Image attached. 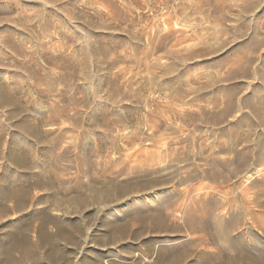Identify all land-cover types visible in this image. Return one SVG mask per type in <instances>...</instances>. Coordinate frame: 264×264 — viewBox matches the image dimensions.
<instances>
[{
  "label": "rangeland",
  "instance_id": "rangeland-1",
  "mask_svg": "<svg viewBox=\"0 0 264 264\" xmlns=\"http://www.w3.org/2000/svg\"><path fill=\"white\" fill-rule=\"evenodd\" d=\"M262 111L264 0H0V154L57 180L0 178V264H264L212 220L264 241Z\"/></svg>",
  "mask_w": 264,
  "mask_h": 264
},
{
  "label": "bare ground",
  "instance_id": "bare-ground-1",
  "mask_svg": "<svg viewBox=\"0 0 264 264\" xmlns=\"http://www.w3.org/2000/svg\"><path fill=\"white\" fill-rule=\"evenodd\" d=\"M251 83V82H250ZM251 87V86H250ZM254 92V91H253ZM255 95H256V93H255ZM232 96V95H231ZM230 96V97H231ZM251 96V95H250ZM230 97H229V99H230ZM234 97V96H233ZM252 97V96H251ZM244 98V97H243ZM253 99V98H252ZM243 100L244 99H241V101L243 102ZM251 100V99H250ZM249 102V101H248ZM247 102V103H248ZM241 102H239V104H240ZM241 105H244L243 103L241 104ZM240 105V106H241ZM230 105H228V107H229ZM258 108V107H257ZM256 110V109H255ZM258 110V109H257ZM260 110V109H259ZM261 111V110H260ZM263 112V111H262ZM262 112H260V113H262ZM264 113V112H263ZM248 115V114H247ZM245 117V116H244ZM261 117H262V115H261ZM263 118V117H262ZM234 124V123H233ZM230 127H232V125L230 126ZM13 132H14V134H11V136H8V137H10V140H9V142H8V145H10V144H13L14 145V147H15V151L13 152V150H11V149H9V148H7V151H5V150H3V154L1 153L0 154V160H3L4 162L1 164L0 163V167H1V169H2V173H1V175H0V178L1 179H4V181H5V183H6V187H4V188H6V192H9V191H16V190H20V189H22V187L24 188L25 186H26V184H17V182L16 183H14L13 181H15V180H17V181H21L22 180V178H24V177H26V179H27V181H28V185L29 184H31V185H34L35 187H38V186H40L41 184H43V183H46L48 186H51V188H54V186L57 184V180H56V178L55 177H53V176H40V175H37V174H34V173H31V171H32V169H34V167H36L37 166V163H38V160H33V158L31 157V155L30 154H32L31 153V149H33V147H34V144H36L37 142H35L34 140H32L28 135H26L25 133H22V132H19V131H17V130H15V129H13ZM1 134H3L2 133V130L0 131V139H1V137H2V135ZM9 135V134H8ZM3 138V137H2ZM1 141H2V139H1ZM260 142V141H259ZM6 143V142H5ZM239 144V143H238ZM7 145V144H6ZM8 145H7V147H8ZM38 145V144H37ZM96 146H98V145H96ZM257 146V145H256ZM261 146V145H260ZM259 146V147H260ZM78 147V146H77ZM230 147V146H229ZM6 148V147H5ZM85 148V147H84ZM256 148V147H255ZM254 148V149H255ZM19 149V150H18ZM254 149H252V150H254ZM261 149V148H260ZM99 150V149H98ZM256 150H258V148L256 149ZM100 151H101V149H100ZM99 151V152H100ZM255 151V150H254ZM260 151V150H259ZM1 152V151H0ZM16 152V153H15ZM232 152H233V149H232ZM250 152V151H249ZM262 152V151H261ZM34 153V152H33ZM86 153V152H85ZM235 153V152H234ZM245 153H247V151L245 152ZM252 153H254V152H252ZM258 153H260V152H258ZM262 153H264V152H262ZM7 154H9L10 156H11V158H9L8 157V155ZM247 154H249V153H247ZM170 155V154H169ZM213 155V154H212ZM245 155V154H244ZM255 155H257V154H255ZM262 155V154H261ZM85 156V155H84ZM160 156V155H159ZM215 156V155H214ZM220 156V155H219ZM222 156V155H221ZM235 156V155H234ZM263 156V155H262ZM40 157V156H39ZM100 157V156H99ZM245 157V159H242V161L243 160H246V157L247 156H244ZM258 157V156H257ZM35 158H37V156L35 157ZM41 158V157H40ZM63 158V157H62ZM161 158V157H160ZM211 158H213V156L211 157ZM218 158V160H219V157H217ZM238 158V157H237ZM248 158V157H247ZM254 158V157H253ZM264 158V157H263ZM42 159V158H41ZM40 159V160H41ZM61 159V158H60ZM215 159H216V157H215ZM256 159V158H255ZM259 159V158H258ZM49 160V159H48ZM249 160V159H248ZM44 161V160H43ZM59 161V160H58ZM85 161V160H84ZM214 161V160H213ZM251 161V160H250ZM253 161V160H252ZM258 161V160H257ZM215 162V161H214ZM219 162V161H218ZM217 162V163H218ZM239 162V161H238ZM247 162V161H246ZM249 162V161H248ZM41 163V162H40ZM87 163V162H86ZM216 163V162H215ZM220 163H222V162H220ZM244 163V162H243ZM243 163H242V165H243ZM261 163V164H260ZM249 164V163H248ZM253 164V163H252ZM260 164V165H259ZM39 165H41V164H39ZM213 165H215V164H213ZM212 165V166H213ZM219 165V164H218ZM226 165H227V163H226ZM229 165V164H228ZM242 165H240V167L242 166ZM247 165V164H246ZM258 167H256V166H251L252 168L250 169L249 168V170H248V167H247V170H248V172H247V179L249 180V177L251 176H254V178H256L258 181H259V185H260V187H261V185H262V187L264 186V162H262V160L258 163ZM42 166V165H41ZM220 166V165H219ZM243 166H245V165H243ZM21 167H22V169H21ZM43 167V166H42ZM88 167H89V165H88ZM246 167V166H245ZM37 168V167H36ZM77 168V167H76ZM216 168V167H215ZM220 168V167H219ZM225 168H227L228 169V167L226 166ZM243 168V167H242ZM41 169V168H40ZM46 169H47V167H46ZM78 169H79V166H78ZM231 169L233 170L234 168H232L231 167ZM236 169V168H235ZM246 169V168H245ZM244 169V170H245ZM80 170V169H79ZM83 170V169H82ZM211 171H209L210 173H212V171H215V175H216V173H218V172H216V170H212V169H210ZM222 170H223V168H222ZM236 170H238V169H236ZM243 170V171H244ZM247 170H245V171H247ZM45 171V170H44ZM50 171V170H49ZM228 171V170H227ZM40 172V171H39ZM43 172V171H42ZM46 172H48V171H46ZM229 172H230V168H229ZM234 171H232L231 173H233ZM238 172V171H237ZM29 173V174H28ZM37 173V172H36ZM50 173V172H49ZM165 173V172H164ZM195 173V172H194ZM27 174L28 175H30L31 177L30 178H28V176H27ZM40 174V173H39ZM226 173H224V175H225ZM239 174V173H238ZM246 174V173H245ZM77 175V174H76ZM215 175H214V178H215ZM223 175V174H222ZM223 175V176H224ZM228 175V174H227ZM226 175V176H227ZM56 176V175H55ZM57 176H58V174H57ZM194 176H195V174H194ZM212 177H213V175H211ZM211 176H209V177H211ZM223 176H221V177H223ZM231 176V175H230ZM236 176H238V175H236ZM199 177V176H198ZM218 177H220L219 175H218ZM250 177V178H251ZM217 178V177H216ZM224 179H225V177H223ZM231 178V177H230ZM253 178V177H252ZM60 179V178H59ZM197 179V178H196ZM242 179H244V177H242ZM245 180H246V178H245ZM30 181V182H29ZM240 181V180H239ZM243 181V180H242ZM247 181V180H246ZM23 183V182H22ZM238 183V181L236 182V184ZM240 183V182H239ZM248 183V182H247ZM257 183V182H256ZM250 184V183H249ZM252 184H255V183H253V181H252ZM243 185V184H242ZM244 185H246V182H245V184ZM248 185V184H247ZM59 186H60V184H59ZM235 186V185H234ZM239 186V185H238ZM251 186V185H250ZM241 187H244V186H241ZM26 188V187H25ZM173 188V187H172ZM232 188H233V186H232ZM245 188V187H244ZM249 188V187H248ZM251 188V187H250ZM249 188V189H250ZM255 188V187H254ZM264 188V187H263ZM234 189V188H233ZM237 189H239V188H237ZM236 189V190H237ZM246 189V188H245ZM252 189V188H251ZM260 189V188H259ZM50 190V189H49ZM231 190V189H230ZM234 191V190H233ZM247 191V190H246ZM252 192V191H251ZM4 193V192H3ZM53 193V192H52ZM56 193H58V192H56ZM235 193V192H234ZM238 193V192H237ZM262 193V192H261ZM53 194H55V193H53ZM240 194V193H239ZM252 194V193H251ZM0 195H1V193H0ZM52 195V194H51ZM193 195V194H192ZM191 195V196H192ZM248 195V192H244V202L243 201H241V203L243 204H245L246 206H248L249 204H250V206H252L253 207V205H251L252 203H255V199L257 198V196H256V198H250V197H248L247 196ZM256 195V194H255ZM259 195V194H258ZM261 196H262V194H260ZM49 196V195H48ZM247 196V197H246ZM53 197V196H52ZM55 197V196H54ZM155 197H157L156 195H155ZM239 197H242V196H239ZM259 197V196H258ZM262 197H264V195L262 196ZM55 198H57V197H55ZM129 199V198H128ZM158 199V198H157ZM241 199V198H240ZM260 199V198H259ZM49 200V199H48ZM131 200V199H130ZM133 200V199H132ZM155 200V199H154ZM198 200V199H197ZM204 200V199H203ZM222 200V199H221ZM243 200V199H242ZM258 200V199H257ZM264 200V199H263ZM162 201V200H161ZM231 201V200H230ZM259 201V200H258ZM257 201V202H258ZM168 202V201H167ZM196 202V201H195ZM231 203V202H230ZM166 204V203H165ZM167 204H169V203H167ZM167 204L165 205V206H167ZM171 204V203H170ZM197 204V203H196ZM195 204V205H196ZM241 204V205H242ZM262 204H263V206H264V203L262 202ZM127 205V204H126ZM231 205V204H230ZM257 205H258V203H257ZM169 206V205H168ZM255 206H256V203H255ZM259 206V205H258ZM170 207V206H169ZM208 207V206H207ZM231 207V206H230ZM229 207V208H230ZM184 208H185V206H184ZM190 208V207H189ZM224 208V207H223ZM226 208V207H225ZM231 208H233V207H231ZM230 208V209H231ZM243 208V207H242ZM245 208V207H244ZM249 208H251V207H249ZM264 208V207H263ZM195 209V208H194ZM210 209V208H209ZM219 209V208H218ZM221 210V209H220ZM235 210V209H234ZM239 210H240V208H239ZM243 210V209H242ZM241 210V211H242ZM246 210V209H245ZM248 210V209H247ZM211 211V210H210ZM219 211V210H218ZM226 211V210H225ZM225 211H220V212H218V213H216L214 216H212L213 217V221H214V224H215V226H216V228H217V230H215V232H216V234H217V232H218V235H217V237H219V238H221L222 239V242L224 243V245H222V246H225L226 248H232L231 250H235V249H243L244 247L245 248H248V249H253V250H264V241H262L260 238H259V236L257 237H254L253 236V233L251 232V229L254 227H252L251 226V223H253L254 222V219H253V222H250L249 220H247L246 221V217L244 216V215H242V213L241 214H238V212H237V214H235L234 215V213H233V215L231 214V216H230V214H229V216L227 217V211L225 212ZM229 211V210H228ZM232 211V210H231ZM230 211V212H231ZM252 211H253V209H252ZM119 211L117 210V209H114L113 211H112V213L113 214H117ZM186 212V211H185ZM205 212V211H204ZM214 212V211H213ZM233 212H235V211H233ZM240 212V211H239ZM249 215H250V210H249V212L248 211H246ZM188 213V212H187ZM191 213V212H190ZM246 213V214H247ZM254 212H252V214H253ZM256 213V212H255ZM185 214V213H184ZM198 214V213H197ZM247 214V215H248ZM251 214V215H252ZM246 215V216H247ZM186 216V215H185ZM191 216V215H190ZM211 216H210V218H211ZM252 216H256V215H252ZM248 217H251V216H248ZM248 217H247V219H248ZM257 217V216H256ZM255 217V219L256 220H258L257 218ZM252 218V217H251ZM251 218H250V220H251ZM262 219H263V217H261ZM241 220H245L244 222H245V224H246V229H248V233L247 234H251V240H248V238L246 239L244 236H241V235H239V236H234L233 234H232V227L233 226H235L239 221H241ZM264 220V219H263ZM250 223H249V222ZM201 222V221H200ZM258 222V221H257ZM264 222V221H263ZM256 223V222H255ZM214 224H212L213 226H214ZM240 224V223H239ZM214 226V227H215ZM237 226V225H236ZM244 226V225H243ZM238 227V226H237ZM241 227V226H240ZM215 229V228H214ZM245 229V228H244ZM243 229V230H244ZM254 229H255V227H254ZM237 231V230H236ZM235 231V232H236ZM214 232V231H213ZM234 233V232H233ZM237 233V232H236ZM241 233H242V231H241ZM235 234V233H234ZM243 234V233H242ZM248 236V235H247ZM220 241V240H219ZM221 246V245H220ZM222 248H224V247H222ZM228 250V249H227ZM227 250H226V252H227ZM261 253H263V252H261Z\"/></svg>",
  "mask_w": 264,
  "mask_h": 264
},
{
  "label": "crops",
  "instance_id": "crops-1",
  "mask_svg": "<svg viewBox=\"0 0 264 264\" xmlns=\"http://www.w3.org/2000/svg\"><path fill=\"white\" fill-rule=\"evenodd\" d=\"M13 100H14V103L18 102L17 99H14V98H13ZM21 108H22V107H21ZM25 109L27 110V108H25ZM18 122H19V124H20V127H19L20 130H25V129H27V128H25V127H22L23 125H27L25 121L20 120V121H18Z\"/></svg>",
  "mask_w": 264,
  "mask_h": 264
}]
</instances>
